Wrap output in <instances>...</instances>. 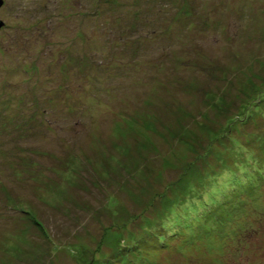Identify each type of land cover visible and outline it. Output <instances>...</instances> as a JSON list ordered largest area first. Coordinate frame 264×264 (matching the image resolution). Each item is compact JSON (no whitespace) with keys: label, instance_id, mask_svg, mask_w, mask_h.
<instances>
[{"label":"rangeland","instance_id":"1","mask_svg":"<svg viewBox=\"0 0 264 264\" xmlns=\"http://www.w3.org/2000/svg\"><path fill=\"white\" fill-rule=\"evenodd\" d=\"M2 2L0 264H264V0Z\"/></svg>","mask_w":264,"mask_h":264},{"label":"trees","instance_id":"2","mask_svg":"<svg viewBox=\"0 0 264 264\" xmlns=\"http://www.w3.org/2000/svg\"><path fill=\"white\" fill-rule=\"evenodd\" d=\"M258 99H260V102L262 101V99H261V97L260 98H258ZM258 106V100H256L252 105H251V108L252 107H257ZM240 118V117H239ZM264 176V175H263ZM263 176H261V177H263ZM261 182V181H260ZM223 216V215H222ZM222 216H220V218H222L223 220H226V221H228L229 219H230V216H228V215H225L224 214V216L222 217Z\"/></svg>","mask_w":264,"mask_h":264},{"label":"water","instance_id":"3","mask_svg":"<svg viewBox=\"0 0 264 264\" xmlns=\"http://www.w3.org/2000/svg\"><path fill=\"white\" fill-rule=\"evenodd\" d=\"M3 6L2 0H0V8ZM4 26V23L0 21V29Z\"/></svg>","mask_w":264,"mask_h":264}]
</instances>
